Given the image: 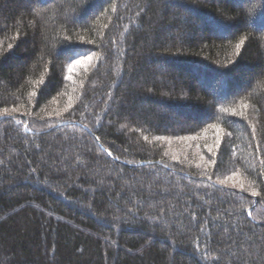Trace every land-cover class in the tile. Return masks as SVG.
Returning <instances> with one entry per match:
<instances>
[{"label":"trees","instance_id":"1","mask_svg":"<svg viewBox=\"0 0 264 264\" xmlns=\"http://www.w3.org/2000/svg\"><path fill=\"white\" fill-rule=\"evenodd\" d=\"M0 117V264H264V0H0Z\"/></svg>","mask_w":264,"mask_h":264},{"label":"water","instance_id":"2","mask_svg":"<svg viewBox=\"0 0 264 264\" xmlns=\"http://www.w3.org/2000/svg\"><path fill=\"white\" fill-rule=\"evenodd\" d=\"M2 117H0V119H1ZM66 123H68V122H62V123H59L58 125H62V124H66ZM77 124V123H76Z\"/></svg>","mask_w":264,"mask_h":264},{"label":"bare ground","instance_id":"3","mask_svg":"<svg viewBox=\"0 0 264 264\" xmlns=\"http://www.w3.org/2000/svg\"><path fill=\"white\" fill-rule=\"evenodd\" d=\"M97 58V57H96ZM68 63V62H67ZM72 64V63H71ZM84 64V63H83ZM67 69H68V67H67ZM65 70H66V68H65ZM65 72V71H64ZM224 190V189H223Z\"/></svg>","mask_w":264,"mask_h":264}]
</instances>
